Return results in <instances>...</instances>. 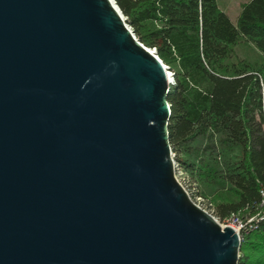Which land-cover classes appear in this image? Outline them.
Segmentation results:
<instances>
[{
    "label": "water",
    "instance_id": "1",
    "mask_svg": "<svg viewBox=\"0 0 264 264\" xmlns=\"http://www.w3.org/2000/svg\"><path fill=\"white\" fill-rule=\"evenodd\" d=\"M171 80L114 0H0V264H238L175 176Z\"/></svg>",
    "mask_w": 264,
    "mask_h": 264
},
{
    "label": "trees",
    "instance_id": "2",
    "mask_svg": "<svg viewBox=\"0 0 264 264\" xmlns=\"http://www.w3.org/2000/svg\"><path fill=\"white\" fill-rule=\"evenodd\" d=\"M114 1L174 77L168 136L183 183L219 220L252 215L264 193V0L243 3L235 24L216 0ZM240 41L260 61L237 58ZM238 264H264V221L241 232Z\"/></svg>",
    "mask_w": 264,
    "mask_h": 264
},
{
    "label": "built area",
    "instance_id": "3",
    "mask_svg": "<svg viewBox=\"0 0 264 264\" xmlns=\"http://www.w3.org/2000/svg\"><path fill=\"white\" fill-rule=\"evenodd\" d=\"M173 83H174V80L170 82V85H173ZM175 176L177 180L179 181V183L185 189L190 200L196 206L204 210L206 213L210 214L220 225L229 226L232 229H234L238 233L239 237H240L241 232H248L250 230H253L256 228V226L260 222L264 221V193L262 191H260L262 195L261 202L258 208L256 209V211L252 215L246 218H241L237 215L231 214L226 219L219 220V218L214 214V205L210 201V199H207L198 194H195L193 188H190L186 184L183 183V178L181 177L182 173L180 170H178L177 164H175Z\"/></svg>",
    "mask_w": 264,
    "mask_h": 264
},
{
    "label": "rangeland",
    "instance_id": "4",
    "mask_svg": "<svg viewBox=\"0 0 264 264\" xmlns=\"http://www.w3.org/2000/svg\"><path fill=\"white\" fill-rule=\"evenodd\" d=\"M247 1L248 0H216V3L218 7L228 16L230 21L235 24L242 4ZM234 49L237 58L245 59L250 63L258 62L261 59L260 52L248 42L240 41Z\"/></svg>",
    "mask_w": 264,
    "mask_h": 264
},
{
    "label": "bare ground",
    "instance_id": "5",
    "mask_svg": "<svg viewBox=\"0 0 264 264\" xmlns=\"http://www.w3.org/2000/svg\"><path fill=\"white\" fill-rule=\"evenodd\" d=\"M169 75H170V73H169ZM170 82H172V80Z\"/></svg>",
    "mask_w": 264,
    "mask_h": 264
}]
</instances>
